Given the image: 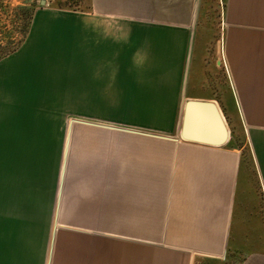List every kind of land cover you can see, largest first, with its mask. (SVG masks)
<instances>
[{"label": "crops", "instance_id": "crops-1", "mask_svg": "<svg viewBox=\"0 0 264 264\" xmlns=\"http://www.w3.org/2000/svg\"><path fill=\"white\" fill-rule=\"evenodd\" d=\"M91 2L90 12L36 9L0 60V79L35 63L58 71L64 101L131 103L119 126L94 127L142 132L116 130L134 140L108 153L122 159L134 199L123 236L100 224L70 229L54 256L53 238L50 264H228L244 247L255 250L240 264H264V0H225L217 39L198 28L199 0ZM188 101L241 119L250 154L246 143L181 140ZM0 264H31V254H0Z\"/></svg>", "mask_w": 264, "mask_h": 264}, {"label": "rangeland", "instance_id": "rangeland-1", "mask_svg": "<svg viewBox=\"0 0 264 264\" xmlns=\"http://www.w3.org/2000/svg\"><path fill=\"white\" fill-rule=\"evenodd\" d=\"M41 1L0 0V59L14 48L12 43L18 44L28 11L43 7ZM45 1L44 6L56 8L59 2L85 11L89 6V0ZM224 7L225 0H199L198 28L217 39ZM35 64L0 79V254H31V264L46 260L50 264L53 238L54 256L59 237H74L70 229L92 230L100 224L123 236L124 214L134 210V199L124 194L122 159L109 162L108 153L117 155V148L134 138L76 124L82 120L119 126L126 120L123 115L131 113V103L64 101L58 71ZM224 119L230 143L248 144L241 119ZM66 142L68 162L59 210ZM245 152L250 154L249 144ZM58 222L61 226L55 230ZM250 249L255 250L244 247L232 255L228 264H240Z\"/></svg>", "mask_w": 264, "mask_h": 264}, {"label": "water", "instance_id": "water-1", "mask_svg": "<svg viewBox=\"0 0 264 264\" xmlns=\"http://www.w3.org/2000/svg\"><path fill=\"white\" fill-rule=\"evenodd\" d=\"M45 0L41 5H45ZM78 124L105 126L101 124L76 120ZM109 127V126H105ZM120 131L142 133L120 127H110ZM153 135V134H152ZM170 140H179L178 137L153 135ZM180 138L185 141L203 143L212 146H222L229 140V129L218 106L211 101H188L185 104L181 121Z\"/></svg>", "mask_w": 264, "mask_h": 264}, {"label": "trees", "instance_id": "trees-1", "mask_svg": "<svg viewBox=\"0 0 264 264\" xmlns=\"http://www.w3.org/2000/svg\"><path fill=\"white\" fill-rule=\"evenodd\" d=\"M58 5L59 6L57 7V9L68 10V11H76V12H90L91 8H92L91 0H89V6H88V9L86 11L85 10H78V9H74V8H68V5H64V4L60 3V2L58 3ZM54 8H56V7H54ZM34 12H35L34 9H32V12H31V9L28 11V15L26 17L27 21H26V24H25V28H24V30L22 32L21 39L19 40L18 44L17 43H12L13 45L11 46V48L12 47H14V48L12 50H8L3 57H5V56L11 54L12 52H14L22 44V42L24 41V39L26 38V36L28 34V31H29V28H30V24H31V20H32Z\"/></svg>", "mask_w": 264, "mask_h": 264}, {"label": "bare ground", "instance_id": "bare-ground-1", "mask_svg": "<svg viewBox=\"0 0 264 264\" xmlns=\"http://www.w3.org/2000/svg\"><path fill=\"white\" fill-rule=\"evenodd\" d=\"M69 131H70V130H69ZM65 161H66V160H65ZM65 161H64V162H65ZM62 165H63V164H62ZM63 174H64V172H63ZM62 177H63V176H62ZM56 219H57V218H56ZM52 231H53V230H52ZM52 244H53V243H52Z\"/></svg>", "mask_w": 264, "mask_h": 264}]
</instances>
